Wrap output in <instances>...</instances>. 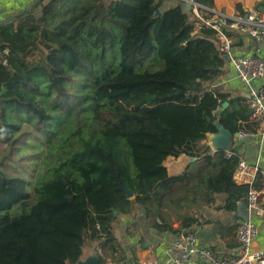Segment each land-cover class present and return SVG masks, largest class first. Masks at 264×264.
I'll return each instance as SVG.
<instances>
[{
    "label": "trees",
    "instance_id": "trees-1",
    "mask_svg": "<svg viewBox=\"0 0 264 264\" xmlns=\"http://www.w3.org/2000/svg\"><path fill=\"white\" fill-rule=\"evenodd\" d=\"M162 5L40 0L5 16L0 264H76L89 240L102 248L113 242L135 205L148 215L151 205L178 212L186 201L208 206L221 194L216 209L230 213L260 189L234 182L233 151L209 154L216 123L232 135L250 123L245 96L217 88L229 66L215 32L184 2ZM181 155L200 162L169 175L166 159ZM177 218L186 231L202 225L191 215ZM154 227L179 233L167 221Z\"/></svg>",
    "mask_w": 264,
    "mask_h": 264
},
{
    "label": "crops",
    "instance_id": "crops-1",
    "mask_svg": "<svg viewBox=\"0 0 264 264\" xmlns=\"http://www.w3.org/2000/svg\"><path fill=\"white\" fill-rule=\"evenodd\" d=\"M32 2L33 0H0V20L4 19L7 14L20 11ZM209 9L212 12L225 15L241 14L242 12L247 13L250 10H256L264 18V0H214L213 5ZM229 34H231L230 38L234 51L237 53H255L256 44L250 38L244 34L235 33V31L229 32ZM229 73L223 83L218 85L217 88L241 94L247 99V91L239 89L236 80L231 74L229 76ZM243 129L248 134L247 138L242 139L239 136H233L228 151H233L238 157V160L245 161L251 166L264 167V121L250 122ZM207 145L210 148L209 154L217 151L212 145L211 134L207 135ZM195 162H200V158H190L181 155L177 158L166 159L164 166L169 175H178ZM253 185L257 187L261 186L258 176L254 178ZM224 198V195L221 194L215 195L214 197L215 201H223ZM199 202L201 204V201ZM141 209L142 212H136L134 219L128 218V221L135 223L134 229L124 230L117 236L114 228L115 240L109 242L105 248H102V241L89 240L84 248L82 259L88 255L99 254V250L102 254L100 256L102 258L101 264H119L126 258L133 260H151L158 264H169L166 250L172 245L176 235L169 231H158L154 226L155 224H160L161 221H167L168 224L176 229L180 224V220H177L178 212L166 207H162L156 211L155 206L151 205V212L148 215L142 206ZM205 213L209 215L208 211H205ZM228 215V217H221L222 220L219 222L215 219V221L194 226L190 232L194 233L196 240L195 247L205 248L215 257L231 258L236 248L234 234L240 219L237 217L236 212H230ZM237 218L238 222L235 227L229 229L234 225ZM199 221L201 220L199 219ZM256 223L258 225V236L254 245L264 250V222L257 220ZM204 225L215 226L218 229L217 233L209 239L206 236V239L198 238L196 234L199 232V228ZM111 245H117V248L114 251H110L108 247ZM196 260L197 256L193 255L185 264H191Z\"/></svg>",
    "mask_w": 264,
    "mask_h": 264
},
{
    "label": "built area",
    "instance_id": "built-area-1",
    "mask_svg": "<svg viewBox=\"0 0 264 264\" xmlns=\"http://www.w3.org/2000/svg\"><path fill=\"white\" fill-rule=\"evenodd\" d=\"M189 5L199 22L215 32L219 43V50L227 56V63L231 76L239 83L247 86V106L250 110L249 122L264 121V18L256 10L243 14L225 15L212 12L193 0H180ZM208 14V15H207ZM200 24L195 25V30ZM244 34L256 44V51L250 53H237L232 48V41L227 32ZM7 53V50H4ZM5 63V62H4ZM230 76V73H229ZM238 136L247 138L244 129L239 130ZM225 156L233 153L225 151ZM258 176L261 187L251 188L246 196L245 205L248 211V220H240L235 230L234 239L236 248L231 258L215 257L208 250L195 247L194 233L186 231L178 225L179 233L172 245L166 250L169 264H185L193 255L197 260L191 264H264V250L255 246L258 236L257 220L264 216V167L251 166L245 161H238L233 173L235 183L253 185L254 178ZM99 257L102 256L98 250ZM119 264H158L151 260L123 259Z\"/></svg>",
    "mask_w": 264,
    "mask_h": 264
},
{
    "label": "rangeland",
    "instance_id": "rangeland-1",
    "mask_svg": "<svg viewBox=\"0 0 264 264\" xmlns=\"http://www.w3.org/2000/svg\"><path fill=\"white\" fill-rule=\"evenodd\" d=\"M174 4H175V0H163L162 10L169 9L172 6H174ZM244 53L253 54V52H244ZM230 74H231V71H230ZM236 82H237V87L239 89H242L244 91H248L249 88L247 86L239 83L238 81H236ZM27 152H29V151H27ZM193 201H194L193 199H192V201H186L185 208L184 209H181V208L178 209V214H180V215L187 214V215L194 216V217L200 219L202 224L209 223L211 221H215V219H217V222H219L220 220H222L221 217H223V216L228 217L229 216L228 215L229 212L227 213L224 210L216 209V206L222 204L224 200L223 201L216 200L213 204L208 205V206L203 204L201 199H198L196 202H194L192 204L191 202H193ZM199 201H201V204ZM133 210H134V215H133L134 218H135L136 212H138V213L142 212L140 205H135ZM205 211H208L209 215H206ZM177 220H179V219L177 218ZM259 220H262L264 222V216H262ZM237 222H238V218L235 220L234 225H236ZM134 227H135L134 222L128 221V218H125L124 216H122L120 222L117 223L115 226V234L118 236L119 233H121L122 231L132 230V229H134ZM198 231L199 232L196 234V236L198 238H202V239L205 238L206 239V237H207L209 239L217 233L218 229L215 228V226L204 225L201 228H199Z\"/></svg>",
    "mask_w": 264,
    "mask_h": 264
},
{
    "label": "water",
    "instance_id": "water-1",
    "mask_svg": "<svg viewBox=\"0 0 264 264\" xmlns=\"http://www.w3.org/2000/svg\"><path fill=\"white\" fill-rule=\"evenodd\" d=\"M40 0H34L31 5H29L27 8L23 9L20 13L15 14L12 16V18L18 16L19 14L29 11L32 9L33 6H35ZM190 9L189 5H185L184 10L188 11ZM157 15L160 14L159 11L156 12ZM9 19H2L0 20V24L6 23ZM224 60L227 62V56H223ZM247 97V96H246ZM217 127V133L211 135L212 139V145L216 150L221 151H227L229 150L230 143L232 137H238V133L231 134L229 131L225 130L222 126H220L218 123H216ZM124 192L126 193L127 197H131L132 193L129 190L124 189ZM236 215L240 220H248V211L246 208L245 203L238 202L236 206ZM115 213V212H114ZM100 263V257L98 254L96 255H88L85 258H81L77 261L76 264H99Z\"/></svg>",
    "mask_w": 264,
    "mask_h": 264
}]
</instances>
